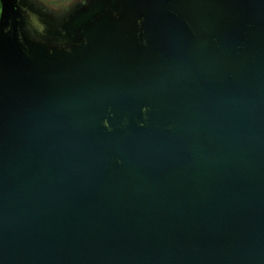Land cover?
I'll return each mask as SVG.
<instances>
[{
  "label": "water",
  "instance_id": "1",
  "mask_svg": "<svg viewBox=\"0 0 264 264\" xmlns=\"http://www.w3.org/2000/svg\"><path fill=\"white\" fill-rule=\"evenodd\" d=\"M103 1L1 0L0 264H264V0Z\"/></svg>",
  "mask_w": 264,
  "mask_h": 264
},
{
  "label": "rangeland",
  "instance_id": "2",
  "mask_svg": "<svg viewBox=\"0 0 264 264\" xmlns=\"http://www.w3.org/2000/svg\"><path fill=\"white\" fill-rule=\"evenodd\" d=\"M21 1L25 2L27 6L31 5V8L35 7V9L45 10L47 14L58 15V16L61 15L60 17L55 19V20H58L55 22H61V20L63 21L62 18H64L65 15L67 14L74 13L75 10L73 9L77 7V4L69 2L68 0H21ZM85 4L88 5V7H93V4H98L99 6H102L105 3L103 0H85ZM95 7L98 8L97 6ZM1 13H2V6H1V12H0V20H1ZM47 18L48 17L44 16V14H37V16L35 17L34 15L29 14V19H30L29 24L33 25L36 29L41 30L40 32H42L45 26L47 25L45 22V19Z\"/></svg>",
  "mask_w": 264,
  "mask_h": 264
},
{
  "label": "flooded vegetation",
  "instance_id": "3",
  "mask_svg": "<svg viewBox=\"0 0 264 264\" xmlns=\"http://www.w3.org/2000/svg\"><path fill=\"white\" fill-rule=\"evenodd\" d=\"M68 1L77 4V6H79V7L84 6V4H85V0H68ZM14 5H15V9H16L17 13L18 14H23L24 17L27 18V21H28L27 27L30 30L31 35L34 38H36V39H41V40H44L46 42L47 41V40H45L46 37H47L46 36L47 35L46 32L49 29V25H48L47 19H45V22L47 24L45 26L46 29L44 28L42 32H40L41 30L36 29L33 25L29 24V20H30L29 19V14L30 15L32 14L35 17V16H37V14H47L46 11L45 10H41V9H35V7L31 8V5L27 6L25 4V2H23L21 0H14ZM1 6L2 5H1V1H0V12H1ZM75 9H76V7L73 10H75ZM73 10H71V11H73Z\"/></svg>",
  "mask_w": 264,
  "mask_h": 264
}]
</instances>
